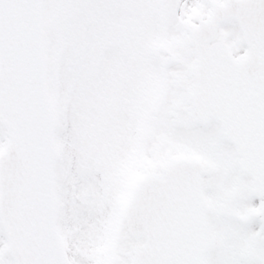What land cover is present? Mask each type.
I'll return each instance as SVG.
<instances>
[{"label":"snow or ice","instance_id":"obj_1","mask_svg":"<svg viewBox=\"0 0 264 264\" xmlns=\"http://www.w3.org/2000/svg\"><path fill=\"white\" fill-rule=\"evenodd\" d=\"M0 264H264V0H0Z\"/></svg>","mask_w":264,"mask_h":264}]
</instances>
